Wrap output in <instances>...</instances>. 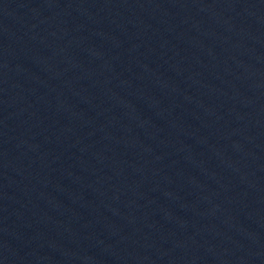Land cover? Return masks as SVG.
I'll list each match as a JSON object with an SVG mask.
<instances>
[{"label":"water","instance_id":"1","mask_svg":"<svg viewBox=\"0 0 264 264\" xmlns=\"http://www.w3.org/2000/svg\"><path fill=\"white\" fill-rule=\"evenodd\" d=\"M0 264H264V0H0Z\"/></svg>","mask_w":264,"mask_h":264}]
</instances>
